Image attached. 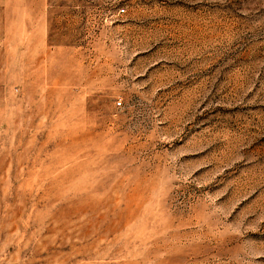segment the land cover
<instances>
[{"label": "rangeland", "instance_id": "rangeland-1", "mask_svg": "<svg viewBox=\"0 0 264 264\" xmlns=\"http://www.w3.org/2000/svg\"><path fill=\"white\" fill-rule=\"evenodd\" d=\"M0 264H264V0H0Z\"/></svg>", "mask_w": 264, "mask_h": 264}, {"label": "built area", "instance_id": "built-area-1", "mask_svg": "<svg viewBox=\"0 0 264 264\" xmlns=\"http://www.w3.org/2000/svg\"><path fill=\"white\" fill-rule=\"evenodd\" d=\"M120 11H121V12H123V11H124V9H123V8H121V9H120Z\"/></svg>", "mask_w": 264, "mask_h": 264}]
</instances>
